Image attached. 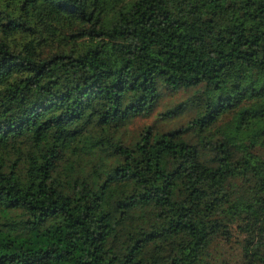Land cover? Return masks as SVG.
Segmentation results:
<instances>
[{
	"label": "trees",
	"instance_id": "trees-1",
	"mask_svg": "<svg viewBox=\"0 0 264 264\" xmlns=\"http://www.w3.org/2000/svg\"><path fill=\"white\" fill-rule=\"evenodd\" d=\"M161 87L195 117L127 140ZM232 229L264 264V0H0V264H210Z\"/></svg>",
	"mask_w": 264,
	"mask_h": 264
},
{
	"label": "rangeland",
	"instance_id": "rangeland-1",
	"mask_svg": "<svg viewBox=\"0 0 264 264\" xmlns=\"http://www.w3.org/2000/svg\"><path fill=\"white\" fill-rule=\"evenodd\" d=\"M195 94L196 89L192 88L173 91L161 87L157 107L149 116L138 117L128 123L123 128L124 137L132 139L147 126L162 132L185 126L196 115L195 107L188 104ZM168 111L171 112L169 116L166 115ZM241 237L232 229L229 239L217 238L211 247L210 264H246Z\"/></svg>",
	"mask_w": 264,
	"mask_h": 264
}]
</instances>
